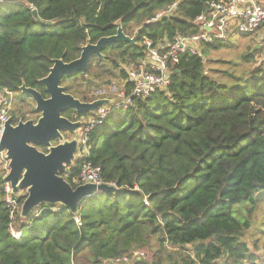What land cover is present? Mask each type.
<instances>
[{
  "label": "trees",
  "instance_id": "trees-1",
  "mask_svg": "<svg viewBox=\"0 0 264 264\" xmlns=\"http://www.w3.org/2000/svg\"><path fill=\"white\" fill-rule=\"evenodd\" d=\"M220 1L4 0L0 86L19 92L25 84L46 98L39 80L53 60L77 59L84 45L114 35L118 21L127 36L140 29L135 45L106 46L105 61L91 60L86 76L63 78L65 93L92 101L89 89L125 82L144 58L146 40L157 48L200 33L196 18ZM32 11L54 25L37 24ZM259 31L264 35V27ZM222 45L204 43L181 55L166 90L134 98L127 110L111 107L87 133V155L62 176L75 187L89 162L117 192L84 198L77 215L42 205L21 218L17 195L11 220L0 162V264H113L125 257V264H262L256 253L264 251V220L257 224L255 212L264 201V64L249 65L262 49L241 54L249 66L240 73L207 69L208 49ZM69 112L63 117L72 120ZM25 113L13 123L27 120ZM252 230L249 246L244 238ZM137 252L145 257H133Z\"/></svg>",
  "mask_w": 264,
  "mask_h": 264
},
{
  "label": "water",
  "instance_id": "water-1",
  "mask_svg": "<svg viewBox=\"0 0 264 264\" xmlns=\"http://www.w3.org/2000/svg\"><path fill=\"white\" fill-rule=\"evenodd\" d=\"M32 16L39 25H54L52 22H42L36 11H32ZM115 26L114 35L100 38L95 44L84 45L77 59L69 63L61 59L52 61L48 75L39 80L47 98H43L38 91L27 88L25 84L19 88L22 95L32 99L34 111L39 117L36 122L27 120L17 124L9 118L0 138V152L4 153L8 162V173L4 181L9 183L13 195H21L23 198L19 213L21 218H27L42 205H59L77 215V204L84 198L98 192H117L115 187L106 184L86 183L73 187L62 176L77 160L76 153L80 144L76 132L81 127L80 122H71L63 114L68 111H74L77 115L94 114L102 106L113 105L115 100L102 99L83 103L65 93L61 82L63 78L76 73L86 75L93 56L100 60L104 58L101 54L104 47L120 43L135 45L140 29L130 37L124 34L121 21L116 22ZM66 131L71 132L73 138L66 139L63 135Z\"/></svg>",
  "mask_w": 264,
  "mask_h": 264
},
{
  "label": "built area",
  "instance_id": "built-area-1",
  "mask_svg": "<svg viewBox=\"0 0 264 264\" xmlns=\"http://www.w3.org/2000/svg\"><path fill=\"white\" fill-rule=\"evenodd\" d=\"M3 1L0 0V5ZM29 7L34 9L32 5ZM173 8L174 5L162 14L171 12ZM159 17L160 15L156 16L153 21ZM195 23L201 28L200 33L196 35L175 37L171 43H166L164 46L160 45L157 48H154L150 41H145V56L139 61L137 68L128 72V77L123 82L121 91L117 94L116 99L114 98V104L98 108L81 128L77 158L87 155L86 135L95 125H101L106 120L111 107L116 110H127L132 106L134 98H145L156 91L166 90L170 75L181 55L187 52L196 54L199 45L204 43L226 41L231 33L255 35L260 28L264 27V0H226L209 3L207 11L198 16ZM258 48L260 49L262 46L259 45ZM261 57L264 60V48L261 50ZM126 85L130 86L129 93H126ZM14 101L15 92L0 86V138L4 125L13 112ZM0 162L4 170L3 178H5L8 173V162L3 152H0ZM100 173V168L85 162L76 180H74V184L76 186L86 183L100 185L102 184ZM3 192L5 203L9 208L10 219L13 220L19 209L17 195L12 194L9 183L5 181ZM75 222L80 224L76 218ZM11 233L15 237L18 236L13 231ZM133 257L140 260L145 256L143 253L137 252L133 254ZM129 261V258L125 257L116 259L112 263L125 264Z\"/></svg>",
  "mask_w": 264,
  "mask_h": 264
},
{
  "label": "rangeland",
  "instance_id": "rangeland-1",
  "mask_svg": "<svg viewBox=\"0 0 264 264\" xmlns=\"http://www.w3.org/2000/svg\"><path fill=\"white\" fill-rule=\"evenodd\" d=\"M133 30L134 33L138 30V28H136L135 26H133ZM258 33V32H257ZM256 33V34H257ZM130 37H132V35H130ZM257 35H248V34H239V33H231L228 37V39L226 41H223V45L216 49H208L207 51V56L205 57L207 64V69L212 68L213 70H227V71H234L237 73H240L243 69H245L246 67H248L249 65L251 67L253 66H261L262 64H264V60H262L261 57V52L256 53L255 55V59L256 62L254 63H250L249 65H245L243 64V62H241L240 56L241 54H243L245 51L248 50L249 47L254 46L255 50H259V48H256V46H259V44L262 46V50L264 48V41L260 40L258 42V44L256 43L258 41ZM200 47V46H199ZM227 62H230L231 64H236V66L234 68H232V66L230 64H227ZM263 62V63H262ZM264 67V66H263ZM111 85L107 86L105 84H101L99 89L94 90V89H89L87 92V94L91 91L92 94L97 95L99 94V92H101V89L105 91V94H102L104 97L106 98H115L117 97V94L121 91L122 89V82H120V80L118 78H116L115 80H111ZM112 87H114L115 89H112ZM82 90V88L80 89ZM17 94H19V92H17ZM90 94V93H89ZM34 103H32L31 105H29V107L26 108V113H25V117L28 119H32V120H36L39 117V114L34 112ZM15 110H16V104L14 106ZM14 110V109H13ZM79 133L81 131H78ZM78 133V134H79ZM65 138H71V135H64ZM264 220V201L259 204V206L257 207V210L255 212V222L258 221L257 224H259L261 221ZM253 232H255L254 230L249 231L248 235H246V237L244 238V241L250 246V241H249V236H253ZM254 238L259 239L260 243L262 242V240L260 239V236H257L254 234ZM18 237V236H17ZM263 250H259V252H257V256L259 258V261H262L264 259V253H262ZM261 264V263H259Z\"/></svg>",
  "mask_w": 264,
  "mask_h": 264
},
{
  "label": "flooded vegetation",
  "instance_id": "flooded-vegetation-1",
  "mask_svg": "<svg viewBox=\"0 0 264 264\" xmlns=\"http://www.w3.org/2000/svg\"><path fill=\"white\" fill-rule=\"evenodd\" d=\"M102 52H103V49H102V51H101V54H102ZM103 56V55H102ZM91 60H100L99 58H97L96 56H93L92 57V59ZM101 62H104L105 61V57L102 59V60H100ZM88 69V68H87ZM78 74H82V73H76L75 75H78ZM75 75H73V76H75ZM83 75V74H82ZM83 76H86V75H83ZM109 85H111V84H107V86H109ZM32 89V88H31ZM112 89H115L114 87H112ZM102 94H105V91L104 90H102L101 89V92H99V94H97V95H94V94H92V93H90V94H88V96L89 97H93L94 99L92 100V101H88V102H84V101H81V102H83V103H91V102H94V101H96V100H102V99H108V100H114V98H106V97H104ZM74 97V96H73ZM47 98V97H46ZM32 103H34L33 101H32V99L30 98V97H28V96H25V95H22L21 93H20V91H19V94H17V92H15V101H14V106H15V104H16V110H15V108H14V110H13V112H12V114H11V116H10V118L12 119V121H13V118H17V115H20V114H22V113H25L27 110H26V108L27 107H29V105H31ZM35 106V105H34ZM69 115L72 117V120H69V121H71V122H80L81 123V127H80V129H78L77 130V135H78V138H79V132L78 131H80L81 130V128L83 127V125L89 120V118L91 117V116H93L94 114H87V115H77L74 111H70L69 112ZM73 118H74V120H73ZM38 119V118H37ZM37 119L36 120H32V119H27V120H32L33 122H36L37 121ZM19 121H23L22 119H18ZM27 120H25V121H27ZM18 121V122H19ZM25 121H23V122H25ZM66 134H68V135H71L70 137L71 138H73V134L71 133V132H69V131H66L65 133H63V135H66ZM65 137V136H64ZM71 138H66V139H68V140H70ZM77 154H78V151H77V153H76V157H78L77 156Z\"/></svg>",
  "mask_w": 264,
  "mask_h": 264
},
{
  "label": "crops",
  "instance_id": "crops-1",
  "mask_svg": "<svg viewBox=\"0 0 264 264\" xmlns=\"http://www.w3.org/2000/svg\"><path fill=\"white\" fill-rule=\"evenodd\" d=\"M256 35H257V38L256 39H258V40L260 39V40H263L264 41V39H263V36L264 35L261 33V31H259ZM256 48H258V46H256ZM262 253H264V251ZM262 264H264V260H262Z\"/></svg>",
  "mask_w": 264,
  "mask_h": 264
}]
</instances>
